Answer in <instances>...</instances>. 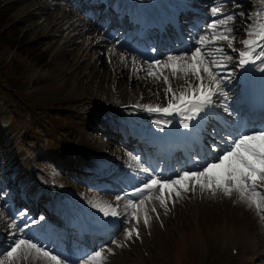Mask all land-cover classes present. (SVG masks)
Here are the masks:
<instances>
[{"label":"snow or ice","instance_id":"obj_1","mask_svg":"<svg viewBox=\"0 0 264 264\" xmlns=\"http://www.w3.org/2000/svg\"><path fill=\"white\" fill-rule=\"evenodd\" d=\"M226 3H233L234 8L236 7L235 0H226ZM237 15L246 17L243 30L246 38L239 42L243 45L242 48L237 47L234 40ZM229 21H232L233 25H229ZM203 22L206 25L200 30L203 35H197L194 30L189 33V40L183 49L168 50L169 54L163 64L161 60L154 58L150 61L153 65L171 69L173 75L177 72L190 73L196 83L190 84V90H181L177 94L168 77L163 76L167 85L164 95L166 98L169 94L171 96L166 106L146 107V111L166 117L176 116L179 118V127L191 129L207 120L210 112L216 111L219 116V110L222 109L223 113L227 114L223 117L224 128L214 129L212 133L221 137L220 142L213 143L211 148L205 144L194 156L190 154L187 160L180 164L179 169H171L167 173L149 163L142 169L144 180L147 182L133 177L139 186H131L130 192L122 191L115 199L117 202L122 198L126 199L128 204L132 205L136 202L133 198L143 197L158 188L160 203L164 205L165 193L168 199L173 195L180 198L181 191L195 192L199 188L201 191H210L213 195L217 192L226 196L235 195L249 206H255L264 219V18L254 24L251 16L243 10L223 12L220 7L212 6L210 16ZM237 53L238 59L234 60L233 56ZM121 58L123 59V56ZM257 65H261L258 81L249 72L250 68ZM237 69L241 70L239 76L236 74ZM149 75H155L159 79L162 73L150 72ZM257 87L260 95L259 114L245 117L247 102ZM129 107L137 110L140 108L139 105ZM152 123L156 129L163 132L173 121L160 119L153 120ZM135 158L147 163L140 155ZM144 203L141 199L140 205L143 206ZM92 208L98 213L94 226L101 230L110 228V220L121 215L118 205L93 204ZM26 215L27 211L19 212L21 217ZM131 215L137 217L136 212ZM43 219L42 217L41 220ZM144 223L147 224V218ZM32 224L37 225L38 222L33 220ZM11 227L19 225L13 220ZM29 227L25 222L24 228L20 229L19 238L15 235L12 237L14 243L9 245L5 252L10 264L20 254L25 257L38 255L45 264H68L69 257H62L55 248L49 249L35 237H24L23 231ZM132 231L139 235L136 229H126L125 234L131 235ZM108 251L111 252L112 249ZM94 258H102L101 251L94 250L91 255H87L88 261ZM0 264H4L3 260H0ZM79 264H86V261L80 260Z\"/></svg>","mask_w":264,"mask_h":264},{"label":"rangeland","instance_id":"obj_2","mask_svg":"<svg viewBox=\"0 0 264 264\" xmlns=\"http://www.w3.org/2000/svg\"><path fill=\"white\" fill-rule=\"evenodd\" d=\"M11 0H0V6L3 4H6L7 2H10ZM45 2V0H14L13 2H10L9 4L12 5L14 8L13 10L15 17V20H20L24 19L23 15L26 14L27 16L29 14H32L29 18L25 20V25L24 28H28L29 31L27 32L28 39L31 40L34 38L39 37L41 34V29L39 31H35L36 27H41V26H46L47 22L53 17L55 18L58 16L61 12L62 9H60L61 5L66 3V8L70 7V11H72L74 16L79 15L80 17H84L85 20L88 19V17L85 15L84 12H82L79 9H75L72 7V2L71 0H59V3L56 7H47V8H39L37 9V5H42ZM253 0H235L236 7L234 8L233 3H226V0H212V6L220 7L223 12H232V11H240L243 10L246 14L249 15L250 12L253 11V5H252ZM65 7H63L64 9ZM209 8V11H210ZM26 10V11H25ZM9 18V19H8ZM5 19V22L10 20L11 16ZM245 16H239L237 15L235 17V24L234 27L236 29L234 40L236 42L237 47H240V41L244 39V23H245ZM4 22V23H5ZM36 27H34L32 24ZM229 25H233L232 21L228 22ZM206 26V25H205ZM66 33L70 34V31L66 30ZM65 33L62 32H57L55 33L52 37H48L45 39H41L36 45L42 46V48H48L47 51H50L52 45L58 41V44L62 42L61 38L64 36ZM204 33L202 32L201 35ZM92 35H96V30L92 29L90 33H85L82 34L78 37V39L70 38V39H65V42L63 43V48H60V51L58 55L55 57L52 62L48 63L44 68H43V73L44 75L42 78L45 81V84L42 86H36L34 89H40L39 93L41 95H47L49 93H55L56 95H60L62 99H67L65 91H69V97L67 103L69 104L68 106L71 108H76L75 102H72V92L75 90L76 86H67L66 88L56 86V87H47V84H50L53 79H51L52 76H59L63 72L73 70L75 68L82 69L81 71H77L73 77H75L76 80H79L77 82L79 85H86L87 87L90 88V92L93 94H100L104 96V93L95 91L93 92V86H97V84H102L108 87V85H111L112 80H118L121 78L120 83L118 84L119 87H125L126 85L128 86V89H131V86L133 84L135 90L138 91L142 87H146L143 89L147 95L149 94L150 90L153 89L154 92H159L162 94V97H164V93L166 90L167 85L165 84L163 80V76L169 77V75H173L171 69L162 67V66H156L153 65L149 62H146L144 59L138 58L136 62L132 64L131 59L129 55H127L126 52L120 50L118 47L113 46L112 49H109L108 54L100 55V52L102 51H96L92 47V42L91 39ZM90 37V38H89ZM40 38V37H39ZM210 39V37H207ZM61 40V41H60ZM77 41V42H76ZM226 43V42H225ZM82 45V46H81ZM229 51V50H228ZM99 54V55H98ZM229 54L231 52L229 51ZM93 55H97L94 59ZM215 55H219L218 53H215ZM123 56V59L121 58ZM112 58L118 60L117 65L116 61H114ZM167 56H165L163 59H161L162 64L166 61ZM84 59V60H83ZM94 59V60H93ZM233 59L235 60V57L233 56ZM92 60L93 62H91ZM131 62V63H130ZM137 63V64H136ZM231 67V65H229ZM120 70V72H119ZM103 71V72H101ZM162 73L161 77L159 79L156 78L155 75H149V73ZM100 74H102L101 77ZM134 74V77H133ZM174 76V75H173ZM128 80L130 81L131 84H126L128 83ZM190 82V83H188ZM119 83V82H118ZM188 83V84H185ZM196 83L195 78L189 73V74H184L183 73V78L179 80L178 78L174 79V82H171L172 88L176 91L177 89L180 88L179 85H187L190 86V84ZM153 85V87H151ZM150 86V87H149ZM92 89V90H91ZM0 94L2 97H8L11 102L14 104V106L17 108V111L20 112V116L15 117L14 116V121L16 124L21 126L18 130L17 133H15L16 129L18 128L17 125H13L10 129L3 130L0 132V180L2 178H5L6 173H7V166L10 164V159L15 161L16 159L13 158L16 154H21V157H19V167L21 169H24L26 167V164L31 161H40L41 156H38L36 154H33V151L31 149V143L32 141L39 140L43 138V135H35L32 137V140L29 139V142L27 143V147L22 146V142H25L26 137L28 136L29 132H26L23 134V130L26 127V124L28 125L29 123H32L34 128H37L39 130V124L36 121H27L25 120V123L23 124V113L22 110L19 108V102L16 97H12L9 93L4 92L0 89ZM0 95V99H2ZM57 102L54 97L50 98L47 103H54ZM59 110V109H58ZM40 111L39 109L37 112ZM48 112H51L53 110L47 109ZM12 114V110H10ZM70 112V110L66 111ZM8 117L5 109V105L0 102V128H2V124L4 120ZM9 118V117H8ZM65 120L69 119V116L64 117ZM23 124V125H22ZM32 132V130H31ZM31 136V135H30ZM104 135H100V139L104 140ZM20 145V146H19ZM40 149V152H42V147H38ZM8 155L6 156L5 153ZM9 152H12L9 154ZM23 163V164H22ZM41 175L39 173H36L34 177H40ZM68 178V177H67ZM75 183H78L75 181ZM153 200L151 204L147 206L146 209V215L145 218H147V225L150 230L146 231L145 229H140L141 231L139 232V235L142 237V243L138 244L135 239V234L134 232L131 233V235H126L124 234L125 229L130 227L132 230L134 227L139 229V227L133 223L132 221V211L129 213L127 217V223L126 225L122 228V230L119 231L117 236L109 243V244H103L100 249L103 251L102 253V258H97L96 260L90 261L91 264H106V259L107 257H110V259H113L112 262L108 264H121L125 260H132L136 255H140L143 249H149V246L153 243L157 246V250L155 253L160 254L161 258H164L168 255L169 249L167 247L166 241L164 240L162 236L163 231H169L168 233L170 234L171 238H179L182 235L183 232V227H179L178 230H173L171 227L172 223V218L173 216H170L164 208L161 206V204L158 202L156 197L154 195L152 196ZM147 202V201H146ZM207 205H210L209 208H213V203H206ZM153 206H158L155 207L153 211ZM178 215L181 217L183 222H187V212L184 207H178L177 208ZM207 212V210L205 211ZM162 213L166 214V217L162 216ZM155 214H159L161 217L159 218H154ZM206 214V213H205ZM159 219L163 221L166 225L164 229L159 227L158 221ZM249 224L251 226V234L255 237L256 239V250H259V252L264 253V224L261 222H250ZM262 224V225H261ZM155 227L156 230L158 231V234L155 236L156 241H153V230L152 227ZM152 230V231H151ZM150 233V235H149ZM152 239V240H151ZM115 241V243H113ZM122 241H126L131 249L130 250H124L122 248ZM202 247L205 249L206 243L202 242ZM8 242L2 243L1 247H6ZM108 249H112L111 252L108 251ZM190 253H193V249L190 247L189 249ZM248 256L245 255L243 252L239 254V257H244ZM19 259V260H18ZM257 259V258H256ZM264 259V258H263ZM0 260H3L4 264H8V259L4 254H1L0 252ZM19 261V264L24 263L23 256L20 254L17 258H14L12 263L15 264L16 261ZM224 260L227 262H231V259L224 256ZM260 261V260H258ZM237 262L240 263V259H237ZM254 262V261H253ZM262 264H264V261H261ZM148 263L150 264H156V259H149ZM165 263L169 264V262ZM173 263V262H172ZM30 264H38V262L33 258V255H30ZM247 264V263H245Z\"/></svg>","mask_w":264,"mask_h":264},{"label":"bare ground","instance_id":"obj_3","mask_svg":"<svg viewBox=\"0 0 264 264\" xmlns=\"http://www.w3.org/2000/svg\"><path fill=\"white\" fill-rule=\"evenodd\" d=\"M175 3H176V1H175ZM259 11L260 10H256V12H253V13L258 17L257 14ZM167 12L171 13V11L169 9H167ZM251 18H255V16H251ZM82 20H83V18H76V22H77L76 26L82 28L84 30L83 33H90V31H91L90 27L87 24H85ZM49 22L50 21L47 22L45 28L47 27ZM32 25L34 27H36L34 25V23ZM45 28H44V26L36 27L35 31H39L41 29V34H46L49 32L50 28H46V29ZM81 70L82 69H80L79 71H81ZM101 72H103V71H101ZM101 76H102V74H100L99 77H101ZM176 78L181 80L183 78V73L177 72L174 76L170 74L168 77L169 83L171 84V82H174V79H176ZM116 81H117V86H118L116 92L113 91V88L110 85H108V87H107V86L99 84V83L97 84V86H93L91 88H93V91L100 90L102 93H104L105 99H106L105 101H108V102H114L113 98L111 97V95H114V94H116L118 96V98L123 99V100L127 99V98H137L138 97V92L135 90L136 88H134L133 84L131 86V89H128L127 85L125 87H119L118 84H122V83H120L121 78L119 80L116 79ZM74 82H76V81L74 80L73 77L69 78V83H74ZM129 83H130V81L128 80V83H126V84L129 85ZM188 83H190V82H188ZM188 83H185V84H188ZM179 86L182 90H185V89L190 90L189 86L187 87L183 84H181ZM151 87H153V85ZM144 88H146V87L145 86L142 87L141 90H143ZM158 93L159 92H156V91L154 92V90L151 89L148 95L146 93L147 96H146L144 102L145 103H152V102L157 101ZM177 94H178V92H177ZM170 96H171V94H169V97ZM130 100L131 99L127 100L126 102H129ZM217 124H219V123H217ZM87 141H88V143H91L89 139H87ZM19 156H20V154H16L15 156H13V158L17 159ZM173 169H176V166ZM26 172H27V169H26ZM149 204L150 203H146V204H143V206L138 205L137 210H136L137 217L133 218V222L138 224L142 229H145V230H149V228H147L148 225L144 223L145 215H146V209H147V206ZM126 229H128V228H126ZM152 230H153V241L154 240L156 241L155 236L158 234V231L156 230V228L154 226L152 227ZM124 234H125V232H124ZM33 258L38 262V264H45V261L43 259H41L40 256H38V255L34 256L33 255ZM88 262H90V261H88ZM88 262H86V264Z\"/></svg>","mask_w":264,"mask_h":264},{"label":"trees","instance_id":"obj_4","mask_svg":"<svg viewBox=\"0 0 264 264\" xmlns=\"http://www.w3.org/2000/svg\"><path fill=\"white\" fill-rule=\"evenodd\" d=\"M0 42H8V41H7V38H5V37L3 36V37H0Z\"/></svg>","mask_w":264,"mask_h":264}]
</instances>
